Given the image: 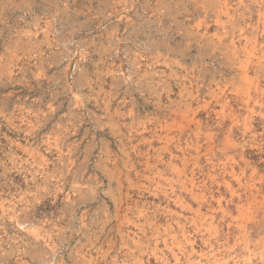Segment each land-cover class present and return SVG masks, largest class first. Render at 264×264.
I'll return each instance as SVG.
<instances>
[{
    "label": "rangeland",
    "instance_id": "obj_1",
    "mask_svg": "<svg viewBox=\"0 0 264 264\" xmlns=\"http://www.w3.org/2000/svg\"><path fill=\"white\" fill-rule=\"evenodd\" d=\"M0 264H264V0H0Z\"/></svg>",
    "mask_w": 264,
    "mask_h": 264
}]
</instances>
